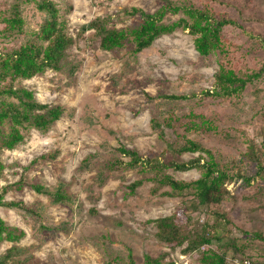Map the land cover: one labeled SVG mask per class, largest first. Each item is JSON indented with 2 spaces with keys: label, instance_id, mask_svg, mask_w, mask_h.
Masks as SVG:
<instances>
[{
  "label": "rangeland",
  "instance_id": "1",
  "mask_svg": "<svg viewBox=\"0 0 264 264\" xmlns=\"http://www.w3.org/2000/svg\"><path fill=\"white\" fill-rule=\"evenodd\" d=\"M17 1L23 33L15 41L2 39L0 32V48L35 37L46 18L38 8L41 0H0V10ZM50 1L72 44L59 69H47L17 86L32 91L42 104L61 106L63 114L48 132L29 126L16 148H0V192L5 201L24 206H0V216L25 232L16 243L1 242L0 257L17 246L20 252L9 264H129L130 257L145 264L146 255L164 253L177 264H203V249L190 254L182 252L186 244L172 249L157 239L152 222L174 215L186 223L191 216V227L200 229L207 218L204 208H193L191 193L169 196L171 189L154 181L148 163L132 164L119 151L135 150L145 161L163 156L171 160L169 142L186 136L211 150L234 174L226 183L231 198L224 203L232 224L220 225L219 235L226 236L223 243L235 239L252 247L244 255L230 248L231 264L242 256L264 264V177H255L256 164L245 157L251 141L258 146L264 142V0H167L207 7L218 17L237 20L224 27L223 47L208 56L196 50L195 37L185 29L163 35L136 53L133 41L113 51L102 49L89 27L99 20L110 28L134 29L142 18L130 13L133 8L154 13L166 0ZM184 16L170 12L164 22ZM221 64L241 74L263 73L239 95H205L215 89ZM203 120L210 129L203 127ZM154 121L164 125V134ZM192 122L202 130H187ZM9 129L5 124L4 131ZM197 158L208 160L204 152L180 156L186 162ZM237 170L244 179L237 178ZM203 172L167 169L184 182L199 179ZM136 182L140 184L133 187ZM34 185L44 186L46 193H38ZM59 191L65 194L60 203L54 200Z\"/></svg>",
  "mask_w": 264,
  "mask_h": 264
},
{
  "label": "trees",
  "instance_id": "2",
  "mask_svg": "<svg viewBox=\"0 0 264 264\" xmlns=\"http://www.w3.org/2000/svg\"><path fill=\"white\" fill-rule=\"evenodd\" d=\"M167 1V0H166ZM39 10L45 12L46 18L41 29L35 37H32L15 46H3L0 48V148L12 150L16 148L24 139L22 130L33 126L34 128L48 132L52 124L57 122L62 114L61 106H50L38 102L34 93L24 87L17 86L21 80H29L47 69H59L61 61L65 56V51L72 44L71 37L66 32V24L60 19L59 10L54 2L50 0H41L38 4ZM170 12H183L185 16L176 22L165 23L164 18ZM132 15L139 14L142 23L134 29L110 28L104 21H94L89 25L90 29L96 31V35L101 40V47L107 51H113L122 48L128 41L135 44V52L139 53L150 47L159 37L172 34L178 29L189 30L195 37L194 43L196 50L203 56H208L217 49L223 47L222 32L225 26L236 25L237 20L216 16L211 9L204 7L198 8L192 4H175L167 1L154 13H148L140 8H133ZM0 25L2 26L1 38L4 40L10 37L15 41L23 33L24 20L22 17L21 2L17 1L12 6L0 10ZM261 72H252L250 74L238 73L233 68L221 64L220 71L216 74V87L213 91H206L209 96H234L239 95L247 86L253 82V79L260 78ZM173 97V96H172ZM15 99V100H12ZM9 124V132L4 131L5 124ZM154 123H156L154 121ZM161 129L164 134V125L154 124ZM203 127H209L207 120L202 121ZM154 126V127H155ZM198 123L192 122L186 125L187 130H202ZM210 129V127H209ZM212 129V127H211ZM264 134V130L261 132ZM169 150L173 158L166 160L165 156L155 159H145L137 151L119 148L124 155L131 157L132 164L148 163L154 170L153 179L160 186H166L171 189L167 192L169 196H182L191 193L196 200L193 208L198 210L204 208L207 214L206 220L200 229L192 228L190 223L192 217H188L186 223L180 222L174 215L160 217L152 223L156 225L157 239L170 246L172 249L182 247L184 254H190L203 249V264H231L228 256L229 249H235L243 255L251 249L250 242L238 244L235 239L230 243H223L224 234L219 235L220 225L228 227L232 224L228 212L224 208V203L231 198V192L227 189L226 183L233 180V176L225 169L224 164L215 158V154L206 149L200 142L188 139L169 142ZM204 152L208 160L197 158L188 162L180 159L184 153ZM264 142L258 146L251 141L248 146L246 158L256 164V176L264 177ZM202 159L204 161L202 162ZM168 168L177 170H190L201 168L204 170L202 176L191 182L179 181L167 173ZM4 166L0 162V177L2 176ZM237 178H245L240 170H237ZM254 177V176H253ZM253 178L247 177L245 180L251 182ZM140 184L136 182L135 185ZM38 193H46L44 186L34 185ZM1 191V189H0ZM65 194L59 191L54 200L62 202ZM0 206L10 208H23V203L16 201H5L2 192H0ZM209 216L215 218L212 223L209 222ZM25 236V232L17 227L9 226L0 216V243L4 241L16 243ZM256 237H262L261 232H256ZM214 243L216 248H214ZM20 252L17 246L7 250L6 254L0 257V264H9L14 260V256ZM168 253L160 257L146 255L145 264H177L171 259ZM248 260L250 264H255L251 256H242L238 260L243 263ZM129 264H136L130 257Z\"/></svg>",
  "mask_w": 264,
  "mask_h": 264
},
{
  "label": "built area",
  "instance_id": "3",
  "mask_svg": "<svg viewBox=\"0 0 264 264\" xmlns=\"http://www.w3.org/2000/svg\"><path fill=\"white\" fill-rule=\"evenodd\" d=\"M238 264H250V262L248 260H246L243 263L238 262Z\"/></svg>",
  "mask_w": 264,
  "mask_h": 264
}]
</instances>
